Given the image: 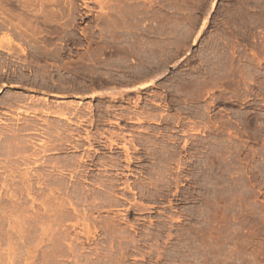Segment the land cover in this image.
<instances>
[{
    "label": "rangeland",
    "instance_id": "374dc122",
    "mask_svg": "<svg viewBox=\"0 0 264 264\" xmlns=\"http://www.w3.org/2000/svg\"><path fill=\"white\" fill-rule=\"evenodd\" d=\"M1 131L0 264H264V0H0Z\"/></svg>",
    "mask_w": 264,
    "mask_h": 264
},
{
    "label": "bare ground",
    "instance_id": "6f19581e",
    "mask_svg": "<svg viewBox=\"0 0 264 264\" xmlns=\"http://www.w3.org/2000/svg\"><path fill=\"white\" fill-rule=\"evenodd\" d=\"M147 83H149V82H147ZM146 84H143V85H141V86H145ZM70 104V103H69ZM68 104V105H69ZM70 106V105H69ZM74 107V106H73ZM90 107V106H89ZM54 111V110H53ZM57 112H59V111H57ZM62 112V111H61ZM53 113V112H52ZM52 113H50V114H52ZM67 113V112H66ZM71 113H73V112H71ZM56 113H54V115H55ZM75 114V113H74ZM64 116L65 118L67 117V116H69V114L67 115V114H64V113H58L57 114V116ZM67 115V116H66ZM63 117V118H64ZM67 120H69L70 121V119H68V118H66ZM155 121V120H154ZM25 127V126H24ZM30 127V126H29ZM18 128V127H17ZM30 128H33V127H30ZM53 129V128H52ZM20 130V129H19ZM29 130V129H28ZM48 131H49V129H48ZM52 131V130H51ZM13 132V131H12ZM18 132H20V131H15V132H13L14 134H12V137L13 136H16L17 134H18ZM7 133V132H6ZM5 134V132L4 131H1L0 132V135L2 136V135H4ZM9 134V133H8ZM11 134V133H10ZM62 134H63V132H62ZM48 135V134H47ZM49 136V135H48ZM61 136V135H60ZM68 136V135H67ZM33 137V136H32ZM4 138H5V135H4ZM9 139H10V137H8ZM18 138V137H17ZM22 138V137H21ZM61 139H62V137H60ZM86 138H88V136H86ZM91 138V137H90ZM29 139V138H28ZM33 139V138H32ZM19 140H21V139H19ZM23 140H25V139H23ZM64 140V139H63ZM89 140V139H88ZM7 143H6V146L5 147H7V152L8 151H10V153H9V155H11L12 153H11V150H12V147L14 146V147H16V146H20L21 145V141H18L17 139H11V140H5ZM28 141V140H27ZM30 141V143L32 144L33 143V141L32 140H29ZM62 141V140H61ZM53 142V141H52ZM57 142V141H56ZM80 142V141H79ZM28 143V142H27ZM26 143V144H27ZM72 143V142H71ZM46 141H43V143H42V145H41V147L43 146V150L44 151H46L47 150V148H45L44 149V147H48L47 145H49V142H48V144H46ZM56 144V143H55ZM25 145V144H24ZM29 145V144H28ZM50 145H53V143L52 144H50ZM62 145V144H61ZM77 145H78V143H77ZM1 146H3V145H1ZM1 146H0V148H1ZM39 146V145H38ZM64 146V145H63ZM70 146H73V145H70ZM22 147V146H21ZM20 147V148H21ZM25 147V146H24ZM27 147H29V146H27ZM36 147V146H35ZM55 147H57V145L55 146ZM62 147V146H61ZM60 147V148H61ZM17 148V147H16ZM23 148V147H22ZM75 148V147H74ZM80 148V147H79ZM29 149H30V147H29ZM28 149V150H29ZM58 149V148H57ZM22 150V149H21ZM20 150V151H21ZM77 150V149H76ZM18 151V150H17ZM30 151V150H29ZM14 152V151H13ZM26 152V151H25ZM47 152V151H46ZM18 153V152H17ZM14 154V153H13ZM23 154V153H22ZM38 154L37 153H31L30 152V154H23L22 155V160H24L23 162H25V160H30V159H33V158H35L36 156H37ZM42 160V159H41ZM16 161V160H15ZM18 161H20V160H18ZM45 161V160H44ZM50 161V160H49ZM58 161V160H57ZM82 161V160H81ZM7 162V161H6ZM12 162V161H11ZM10 163V162H9ZM14 163V162H13ZM2 164V163H1ZM45 164V163H44ZM53 164H55V163H53ZM60 165V164H59ZM4 166H6L5 164H4ZM3 166V167H4ZM2 167V168H3ZM1 168V167H0ZM1 168V169H2ZM8 168V167H7ZM61 170V169H60ZM19 170L17 169V168H15L14 167V165H11L10 164V169H7V174H6V177H5V179H4V181H3V187L4 188H6V187H8V188H10V190H11V188H14V187H16L15 185H16V183H13L14 182V178L16 177V173L18 172ZM1 172V171H0ZM60 172V171H59ZM5 173V172H4ZM32 174V173H31ZM1 176V175H0ZM24 176H25V182L30 186V185H32L31 183H30V176L28 177V171H25L24 172ZM35 176L36 177H38V178H42V174H40V173H37V174H35ZM1 179V178H0ZM41 180V179H40ZM48 180V179H47ZM1 181V180H0ZM16 182V181H15ZM33 182V181H32ZM35 183V182H34ZM1 185V184H0ZM34 187V186H33ZM17 188V187H16ZM30 188V187H29ZM18 190V189H17ZM14 191V190H13ZM13 191H11V194L9 195L11 198H14L15 197V192H13ZM8 192V191H7ZM10 193V192H9ZM16 193H18V192H16ZM20 193H21V191H20ZM6 194V193H5ZM8 195V194H7ZM16 198H17V196H16ZM7 199V198H6ZM10 202V201H9ZM1 206V205H0ZM8 206V205H7ZM2 207V206H1ZM6 207V206H5ZM13 207V206H12ZM7 209V208H6ZM2 211V210H1ZM11 213V212H10ZM11 216V215H10ZM11 221V220H10Z\"/></svg>",
    "mask_w": 264,
    "mask_h": 264
}]
</instances>
